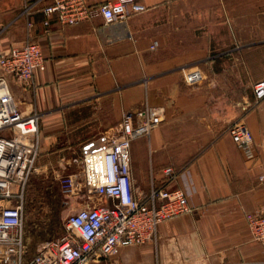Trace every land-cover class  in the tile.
<instances>
[{"label": "crops", "instance_id": "1", "mask_svg": "<svg viewBox=\"0 0 264 264\" xmlns=\"http://www.w3.org/2000/svg\"><path fill=\"white\" fill-rule=\"evenodd\" d=\"M52 2L0 0V54L31 39L45 58L31 82L7 79L20 110L39 115L36 170L107 135L123 111L161 106L163 121L130 151L134 182L146 194L145 183L171 166L179 175L168 187L186 189L192 208L162 221L155 244L123 247L102 264H264L245 218L264 214V99L198 112L207 96L181 74L196 66L203 79L225 86L264 78V0H141L147 9L124 20L106 24L98 14L73 25L42 12ZM246 67L253 71L246 75ZM235 122L251 133V159L231 139Z\"/></svg>", "mask_w": 264, "mask_h": 264}, {"label": "built area", "instance_id": "2", "mask_svg": "<svg viewBox=\"0 0 264 264\" xmlns=\"http://www.w3.org/2000/svg\"><path fill=\"white\" fill-rule=\"evenodd\" d=\"M146 9L141 0H107L99 6H89L84 0H53L42 12L55 15L61 24L73 25L98 14L107 24ZM44 69L45 58L34 40L26 39L0 54V264H102L123 247L155 244L162 221L192 208L186 189L168 187L179 175L171 166L152 180L148 193L140 192L135 185L131 144L139 137H148L164 115L163 107L144 104L123 111L119 123L107 135L82 149L73 159L79 164V174H58L61 191L76 196L80 206L66 216L63 235L47 240L34 255L24 258L23 190L36 169L39 115H25L20 110L7 79L11 76L19 83H29L36 71ZM181 74L191 86L203 80V72L196 66L182 68ZM252 92L256 103L264 99V78L253 84ZM229 134L246 158L254 157L246 124L233 123ZM13 184L19 185L16 191ZM245 218L251 239L264 251V214L246 213Z\"/></svg>", "mask_w": 264, "mask_h": 264}, {"label": "rangeland", "instance_id": "3", "mask_svg": "<svg viewBox=\"0 0 264 264\" xmlns=\"http://www.w3.org/2000/svg\"><path fill=\"white\" fill-rule=\"evenodd\" d=\"M252 71L251 67L245 68L246 75ZM252 86L253 84H250L247 78L244 85L225 86L217 85L206 77L196 85H189L192 91L207 96L206 99L198 102V112L202 113L207 109L229 108L227 110H231L236 103H244L245 109L254 106L256 102L253 98ZM210 94H227L228 96L224 97L222 101H214L212 97H208ZM197 123L203 126L204 119L198 117ZM197 137L198 141L200 139L203 140L204 134L198 132ZM142 142L147 144L145 136L135 139L131 144V151L135 147L139 148ZM81 152V149L74 150L69 155L70 158L68 160L63 161L55 168H49L44 172L41 169H35L28 177L23 190L25 259L34 255L47 240L63 235V223L66 216L80 206L76 196H68V194H64L61 191L56 171L58 170V174H79V164L74 162L73 159L78 157ZM18 186V184H13L12 190L16 191ZM149 188L150 184L147 181L143 190L147 192Z\"/></svg>", "mask_w": 264, "mask_h": 264}, {"label": "flooded vegetation", "instance_id": "4", "mask_svg": "<svg viewBox=\"0 0 264 264\" xmlns=\"http://www.w3.org/2000/svg\"><path fill=\"white\" fill-rule=\"evenodd\" d=\"M149 190V189H148Z\"/></svg>", "mask_w": 264, "mask_h": 264}]
</instances>
